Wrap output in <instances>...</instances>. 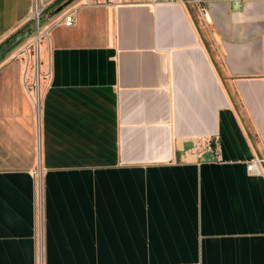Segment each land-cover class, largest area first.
Returning <instances> with one entry per match:
<instances>
[{
	"label": "crops",
	"instance_id": "obj_1",
	"mask_svg": "<svg viewBox=\"0 0 264 264\" xmlns=\"http://www.w3.org/2000/svg\"><path fill=\"white\" fill-rule=\"evenodd\" d=\"M153 1L64 10L39 120L0 65V264H264V0Z\"/></svg>",
	"mask_w": 264,
	"mask_h": 264
},
{
	"label": "rangeland",
	"instance_id": "obj_2",
	"mask_svg": "<svg viewBox=\"0 0 264 264\" xmlns=\"http://www.w3.org/2000/svg\"><path fill=\"white\" fill-rule=\"evenodd\" d=\"M67 1V0H66ZM64 0V2H66ZM46 10L42 13L39 20H30L24 25L20 31L8 39L10 42L23 39V41L11 50L5 58L0 62V65L5 62H20L24 65L23 77L29 83V92L33 99L36 118L39 120L41 114L42 100L44 90L48 80V56L49 47L47 43L48 31L51 27V19L53 12L59 8V5H48ZM4 44V43H3ZM2 44V45H3ZM1 46V45H0ZM37 120V122H38ZM40 145V137L37 138ZM38 145V146H39ZM37 155L40 156L38 149ZM38 156V157H39ZM42 168L40 164L36 170Z\"/></svg>",
	"mask_w": 264,
	"mask_h": 264
},
{
	"label": "built area",
	"instance_id": "obj_3",
	"mask_svg": "<svg viewBox=\"0 0 264 264\" xmlns=\"http://www.w3.org/2000/svg\"><path fill=\"white\" fill-rule=\"evenodd\" d=\"M104 3H110L111 0H102ZM159 1H161L162 3H176L178 2L177 0H154L153 4H157L159 3ZM208 0H194V2L196 4H205ZM180 2L182 4L186 3V0H180ZM90 4V3H87ZM94 4V3H92ZM48 6L46 4H41L39 2H35L34 6H33V11H32V15H31V20H39L42 13L46 10ZM51 27L50 29H52L55 26H58L60 24H63L67 27H71L74 25L75 23V12L74 10H69L67 12H63L62 14H60L59 16H57L52 22H51ZM198 152L201 153L202 151H211L215 154L216 158L219 159L220 155H219V151L216 150V146H214L211 141H207L202 145H199L197 147ZM264 164V158H255L252 161H250L247 165V170L249 173H253V174H260V166Z\"/></svg>",
	"mask_w": 264,
	"mask_h": 264
},
{
	"label": "water",
	"instance_id": "obj_4",
	"mask_svg": "<svg viewBox=\"0 0 264 264\" xmlns=\"http://www.w3.org/2000/svg\"><path fill=\"white\" fill-rule=\"evenodd\" d=\"M76 0H67L66 2H63L62 4L59 5V8L56 9L52 16V20H54L57 16H59L60 14H62L64 12V10L66 8H68L70 5H72ZM23 41V39H18L15 40L14 43L12 44L11 47H9L8 49H6L3 53L0 54V59L4 56L7 55L11 50H13L17 45H19L21 42Z\"/></svg>",
	"mask_w": 264,
	"mask_h": 264
},
{
	"label": "trees",
	"instance_id": "obj_5",
	"mask_svg": "<svg viewBox=\"0 0 264 264\" xmlns=\"http://www.w3.org/2000/svg\"><path fill=\"white\" fill-rule=\"evenodd\" d=\"M64 0H58L56 2V4L60 5L63 3ZM14 43V41L10 42L9 40H7L3 45L0 46V54L3 53L6 49H8L9 47L12 46V44ZM6 55H4L1 59L0 62L5 58Z\"/></svg>",
	"mask_w": 264,
	"mask_h": 264
},
{
	"label": "flooded vegetation",
	"instance_id": "obj_6",
	"mask_svg": "<svg viewBox=\"0 0 264 264\" xmlns=\"http://www.w3.org/2000/svg\"><path fill=\"white\" fill-rule=\"evenodd\" d=\"M64 2V1H63Z\"/></svg>",
	"mask_w": 264,
	"mask_h": 264
}]
</instances>
